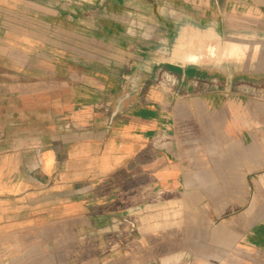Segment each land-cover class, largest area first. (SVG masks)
Listing matches in <instances>:
<instances>
[{"label": "crops", "instance_id": "1", "mask_svg": "<svg viewBox=\"0 0 264 264\" xmlns=\"http://www.w3.org/2000/svg\"><path fill=\"white\" fill-rule=\"evenodd\" d=\"M166 2L148 55L80 23L51 54L42 2L0 40V264H264V0Z\"/></svg>", "mask_w": 264, "mask_h": 264}, {"label": "rangeland", "instance_id": "2", "mask_svg": "<svg viewBox=\"0 0 264 264\" xmlns=\"http://www.w3.org/2000/svg\"><path fill=\"white\" fill-rule=\"evenodd\" d=\"M69 1L73 0H19V2L17 0L16 3L13 0H0V40L16 39L20 42L24 38L29 37V29L31 27V31H33V33L35 32L33 30L35 27L34 20L44 15L40 16L38 9L34 7H31L32 9L25 7L24 3L27 4L30 2L32 3L30 5H39L40 2L48 5V35L50 38L49 40H52V44L49 46V53L51 52V54H54L56 49V46H54L55 40L60 39L64 40V44L67 45L64 46V54L68 56L71 55L72 25L75 27V25L77 26L79 23L82 26L98 29L97 33L101 37H106L108 39L122 37L125 39L123 42L126 44L125 47L117 48L113 50L115 52L110 53L113 60L116 61H121L123 54H136L139 52L138 54L148 55L154 51L151 50L155 48L153 46L157 44L158 41L161 42L162 40L163 42V39L167 36V30L159 20L161 16L158 17L156 13H154L156 15H153L152 12L147 13L145 8L142 7V0H138L139 3H137L136 0H130V2H126V0H80V2H82L80 6L74 5ZM166 1L167 0H152V3L156 11H158L159 8L165 7V9H168ZM84 2H92L93 5H88V3ZM146 5L150 4L147 3ZM79 9L85 10L87 14H70V12H78L77 10ZM57 12H64V14L59 15ZM105 28L107 30L103 31ZM32 36L38 38L39 33L35 32V36L34 34ZM83 43L82 45H84L86 49L90 46L92 47L90 43L89 46L87 42ZM17 49L16 60L19 65L22 66V56H20L19 52H22L24 48L22 46H17ZM95 49L101 50L98 47H95ZM6 50L7 47L1 48L0 46V54L6 53ZM86 54L90 55L91 53L86 52ZM4 64L7 65L6 63ZM69 67L71 68V64ZM85 68L84 69L88 71L87 67ZM100 69L104 70V68ZM160 69L164 73L166 72L162 69V66L156 68L155 72L157 73ZM166 73L169 74L168 72ZM134 218L137 222L136 228L139 233L147 234L152 231L150 207L146 208L144 211H140L139 215Z\"/></svg>", "mask_w": 264, "mask_h": 264}, {"label": "built area", "instance_id": "3", "mask_svg": "<svg viewBox=\"0 0 264 264\" xmlns=\"http://www.w3.org/2000/svg\"><path fill=\"white\" fill-rule=\"evenodd\" d=\"M155 85L157 86V88H162V90L164 91L173 92L177 89L178 80L174 76H171L166 72L164 73L163 71L159 70L158 75L155 79Z\"/></svg>", "mask_w": 264, "mask_h": 264}, {"label": "water", "instance_id": "4", "mask_svg": "<svg viewBox=\"0 0 264 264\" xmlns=\"http://www.w3.org/2000/svg\"><path fill=\"white\" fill-rule=\"evenodd\" d=\"M116 116V113L113 115V117H115Z\"/></svg>", "mask_w": 264, "mask_h": 264}]
</instances>
